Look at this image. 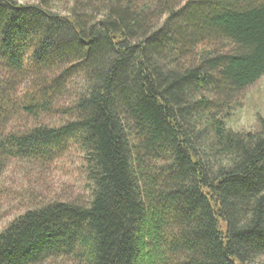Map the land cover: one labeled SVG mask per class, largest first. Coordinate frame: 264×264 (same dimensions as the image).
<instances>
[{"label": "trees", "instance_id": "obj_1", "mask_svg": "<svg viewBox=\"0 0 264 264\" xmlns=\"http://www.w3.org/2000/svg\"><path fill=\"white\" fill-rule=\"evenodd\" d=\"M264 0H0V178L80 152L90 199L40 201L0 264H264Z\"/></svg>", "mask_w": 264, "mask_h": 264}, {"label": "rangeland", "instance_id": "obj_2", "mask_svg": "<svg viewBox=\"0 0 264 264\" xmlns=\"http://www.w3.org/2000/svg\"><path fill=\"white\" fill-rule=\"evenodd\" d=\"M241 102V107L227 120L228 127L236 131L257 129L258 116L264 117V76L244 91ZM48 171L47 173L22 172L13 168L2 175L0 231L17 215L40 201L62 200L80 203L89 201L87 177L78 150H70L61 160L50 166ZM51 264L71 263L59 260Z\"/></svg>", "mask_w": 264, "mask_h": 264}]
</instances>
